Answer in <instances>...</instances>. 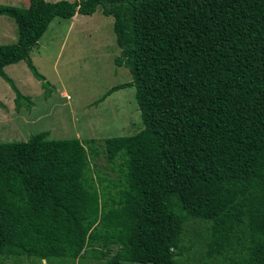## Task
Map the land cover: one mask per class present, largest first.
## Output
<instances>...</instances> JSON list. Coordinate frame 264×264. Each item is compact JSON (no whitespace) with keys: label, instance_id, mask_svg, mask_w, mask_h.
I'll list each match as a JSON object with an SVG mask.
<instances>
[{"label":"trees","instance_id":"16d2710c","mask_svg":"<svg viewBox=\"0 0 264 264\" xmlns=\"http://www.w3.org/2000/svg\"><path fill=\"white\" fill-rule=\"evenodd\" d=\"M98 10L113 19L115 65L131 75L100 101L135 88L143 128L104 141L119 175L108 180L114 193L90 176L93 139L42 131L0 143V256L177 264L184 225L197 219L210 224L209 258L231 251L236 264H264V0L0 4L17 31L0 45L17 112L33 103L4 69L25 62L47 97L51 85L30 53L55 19Z\"/></svg>","mask_w":264,"mask_h":264},{"label":"rangeland","instance_id":"374dc122","mask_svg":"<svg viewBox=\"0 0 264 264\" xmlns=\"http://www.w3.org/2000/svg\"><path fill=\"white\" fill-rule=\"evenodd\" d=\"M72 22L68 29L71 20L55 19L30 53L33 65L51 85L52 92L47 97L25 62L4 69L20 92L31 98L33 106L17 112L13 102L15 94L0 77V143L26 141L42 131H49L48 138L53 140L93 139L99 155L89 160L90 176L97 186L108 187L114 193L116 189L108 186V180L116 181L119 175L110 169L102 146L107 138L132 136L143 128L135 88L119 90L100 101L113 86L131 81L128 69L114 63L120 50L115 41L113 19L98 10L92 16L77 15V20ZM16 40L14 22L0 17V45L13 44ZM209 225L197 219L184 225L180 247L175 250L177 264H236L227 259L233 255L231 251L226 258L207 256ZM242 234L240 245H248ZM236 246L240 248L239 244ZM112 248L110 256L116 249ZM241 255L244 252H236L238 258ZM2 258L0 264H99L90 260L60 263L57 260L38 262L24 256Z\"/></svg>","mask_w":264,"mask_h":264},{"label":"crops","instance_id":"0c3cea01","mask_svg":"<svg viewBox=\"0 0 264 264\" xmlns=\"http://www.w3.org/2000/svg\"><path fill=\"white\" fill-rule=\"evenodd\" d=\"M0 4L11 5V6H16V7H21V8H27L29 6V0H21V2H20V0H0ZM77 15H79V14H76L73 18L70 19L71 24L68 27V29H70L73 25L72 20H74V21L77 20ZM54 24L52 25V27L54 26Z\"/></svg>","mask_w":264,"mask_h":264}]
</instances>
